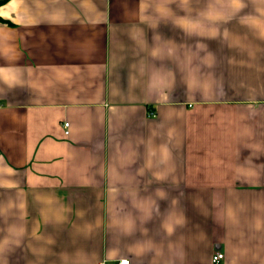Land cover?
Listing matches in <instances>:
<instances>
[{
    "label": "crops",
    "instance_id": "crops-1",
    "mask_svg": "<svg viewBox=\"0 0 264 264\" xmlns=\"http://www.w3.org/2000/svg\"><path fill=\"white\" fill-rule=\"evenodd\" d=\"M217 252L264 264V0H0V264Z\"/></svg>",
    "mask_w": 264,
    "mask_h": 264
},
{
    "label": "built area",
    "instance_id": "built-area-1",
    "mask_svg": "<svg viewBox=\"0 0 264 264\" xmlns=\"http://www.w3.org/2000/svg\"><path fill=\"white\" fill-rule=\"evenodd\" d=\"M153 112H150L152 114ZM68 122H64V133L68 134ZM223 259V254L217 252L213 254L212 256V264H221V261ZM118 264H129V261L127 259H122L118 262Z\"/></svg>",
    "mask_w": 264,
    "mask_h": 264
},
{
    "label": "clouds",
    "instance_id": "clouds-1",
    "mask_svg": "<svg viewBox=\"0 0 264 264\" xmlns=\"http://www.w3.org/2000/svg\"><path fill=\"white\" fill-rule=\"evenodd\" d=\"M241 7H244L243 3H241Z\"/></svg>",
    "mask_w": 264,
    "mask_h": 264
},
{
    "label": "snow or ice",
    "instance_id": "snow-or-ice-1",
    "mask_svg": "<svg viewBox=\"0 0 264 264\" xmlns=\"http://www.w3.org/2000/svg\"><path fill=\"white\" fill-rule=\"evenodd\" d=\"M117 264H118V262H117Z\"/></svg>",
    "mask_w": 264,
    "mask_h": 264
}]
</instances>
